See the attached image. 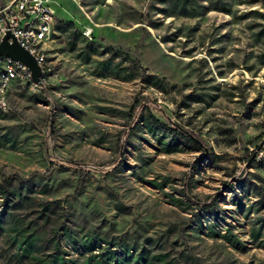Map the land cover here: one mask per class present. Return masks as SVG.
Listing matches in <instances>:
<instances>
[{
  "label": "rangeland",
  "instance_id": "1",
  "mask_svg": "<svg viewBox=\"0 0 264 264\" xmlns=\"http://www.w3.org/2000/svg\"><path fill=\"white\" fill-rule=\"evenodd\" d=\"M176 1L50 0L53 75L10 88L0 184L59 206L44 224L0 198V264L145 239L181 263L264 264V0Z\"/></svg>",
  "mask_w": 264,
  "mask_h": 264
},
{
  "label": "trees",
  "instance_id": "2",
  "mask_svg": "<svg viewBox=\"0 0 264 264\" xmlns=\"http://www.w3.org/2000/svg\"><path fill=\"white\" fill-rule=\"evenodd\" d=\"M175 6L181 11L183 6V1H176ZM222 10H227L226 8L222 7ZM264 34V30L260 31ZM94 52V50H93ZM96 53V52H95ZM264 62V61H263ZM144 82H151V84L158 85L160 87L159 80L156 79L153 75H144L142 77ZM148 118L151 120L158 122L154 119L150 114H147ZM173 134L178 135L179 137L191 142L197 148H205L200 144L194 137L187 133V131L182 130L178 126L176 128L171 129ZM10 180V177H9ZM8 179L4 180L0 184V198H4L6 202H9L6 206L9 209L14 210L15 212H24V214L31 212V211H38L36 217L43 218L44 224L48 222L49 218H53L56 215V209L58 208V202L56 200L49 201V202H39L34 203L31 199L27 198L25 194L21 195L18 188H16L13 192L9 188L10 181ZM50 205V206H49ZM37 207V208H36ZM12 212H7V215L11 217ZM7 217V216H6ZM8 219V218H7ZM8 221H4L1 219L0 215V237L2 233L8 229ZM36 231V232H35ZM250 237L253 241L256 242L257 246H259L258 241V230L250 229L249 231ZM30 236H34V238H24V247L22 248V252L20 256H27L30 252L34 251V242L39 236L38 230L33 229ZM145 241L150 245L148 248L147 246L141 244L137 245L133 242L128 245L118 244V247L115 249H110L108 247L100 248V251L93 253L90 250L91 246H95V244H91V240L89 242H84L78 244L77 247H73V250L77 254L76 256H80L82 258V262L84 264H186L187 260L192 261L193 257L190 255H184V251H182V263L179 259L180 252L177 251L175 258H169L168 254L161 251H155L154 245L149 242V240L145 239ZM109 244V243H106ZM97 248V247H96ZM19 257V256H17ZM29 257V256H28ZM31 258V257H30ZM32 259V258H31ZM33 264V263H32ZM43 264H76L73 260L67 259L63 256V251L60 253L56 251L54 255L48 260H45Z\"/></svg>",
  "mask_w": 264,
  "mask_h": 264
},
{
  "label": "built area",
  "instance_id": "3",
  "mask_svg": "<svg viewBox=\"0 0 264 264\" xmlns=\"http://www.w3.org/2000/svg\"><path fill=\"white\" fill-rule=\"evenodd\" d=\"M50 0H9L0 6V41L8 33L35 60L39 83L31 81L28 68L17 60L0 56V118L8 109L12 86L40 88L53 75L46 49L52 40L54 24Z\"/></svg>",
  "mask_w": 264,
  "mask_h": 264
},
{
  "label": "water",
  "instance_id": "4",
  "mask_svg": "<svg viewBox=\"0 0 264 264\" xmlns=\"http://www.w3.org/2000/svg\"><path fill=\"white\" fill-rule=\"evenodd\" d=\"M8 38L9 34L6 33L0 41V56H5L23 63L30 72L31 81L39 83L40 71L33 57L13 39L9 42Z\"/></svg>",
  "mask_w": 264,
  "mask_h": 264
},
{
  "label": "crops",
  "instance_id": "5",
  "mask_svg": "<svg viewBox=\"0 0 264 264\" xmlns=\"http://www.w3.org/2000/svg\"><path fill=\"white\" fill-rule=\"evenodd\" d=\"M54 13V12H53ZM54 15V14H53ZM56 23H55V21H54V24H53V26H52V34H53V32H54V28L56 27V25H55ZM10 91V90H9ZM8 95H9V93H8Z\"/></svg>",
  "mask_w": 264,
  "mask_h": 264
}]
</instances>
